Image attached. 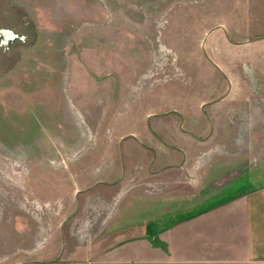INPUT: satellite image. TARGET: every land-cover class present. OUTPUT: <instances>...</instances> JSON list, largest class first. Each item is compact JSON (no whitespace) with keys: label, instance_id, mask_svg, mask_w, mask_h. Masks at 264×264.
Masks as SVG:
<instances>
[{"label":"rangeland","instance_id":"1","mask_svg":"<svg viewBox=\"0 0 264 264\" xmlns=\"http://www.w3.org/2000/svg\"><path fill=\"white\" fill-rule=\"evenodd\" d=\"M244 100L264 101V0H0V264L59 238L49 264L95 258L117 198L192 193L213 148L179 141L180 118Z\"/></svg>","mask_w":264,"mask_h":264},{"label":"crops","instance_id":"2","mask_svg":"<svg viewBox=\"0 0 264 264\" xmlns=\"http://www.w3.org/2000/svg\"><path fill=\"white\" fill-rule=\"evenodd\" d=\"M228 95L215 103L220 106ZM257 105L254 116L251 101L244 100L229 108L227 115L209 117L196 125L181 117L179 141L185 145L188 139L200 145L211 143L213 148L209 161L189 174L197 177L195 190L178 196L142 194L141 198L132 191L133 207L125 211L120 210L122 200L117 198L108 224V234L116 239L102 246L95 258L72 264H264V182L256 187L252 184L264 179V101ZM150 128L158 144L188 154L184 144L169 146L157 127ZM162 168L154 175L167 172V166ZM98 184L121 187L120 181ZM75 202L78 210L69 220L79 214L81 205L76 198ZM53 247L41 250V255L52 256L39 262L49 264L58 258L63 250L60 238Z\"/></svg>","mask_w":264,"mask_h":264}]
</instances>
